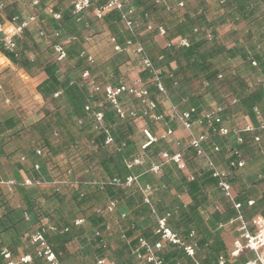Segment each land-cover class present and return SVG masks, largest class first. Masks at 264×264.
I'll return each mask as SVG.
<instances>
[{
    "label": "trees",
    "instance_id": "obj_1",
    "mask_svg": "<svg viewBox=\"0 0 264 264\" xmlns=\"http://www.w3.org/2000/svg\"><path fill=\"white\" fill-rule=\"evenodd\" d=\"M191 1L187 2L186 5ZM131 2L134 4L133 7L135 9L133 19L135 32L141 28L144 29L147 25L161 24L164 26L166 33L186 36L191 42L188 48L171 47L161 49V65L160 63L157 64L153 58V65L161 69L162 82L167 93L172 94L174 88L179 87L181 83H186L189 79L185 75L192 73L195 79L203 82L202 96H210L217 105L224 108V111L225 109L238 108L240 114L248 116L250 120H255L252 109L254 107L262 109L261 104L264 101V86L260 81L264 75V62H259V56L257 55L262 53V58H264V13L254 16L247 23L250 26L248 32L251 30L255 38L254 43L259 45L258 50L254 47L256 55L250 56L241 47L227 49L218 41L216 34L210 39L201 37L204 34V29H202L199 21L204 18L202 13L209 8H204L199 14L196 13L192 16L189 11L182 12L181 9H178V0L170 3L167 0L164 3H157L156 0H131ZM256 2L257 4L261 3V6L264 5V0H224L223 3L224 7L235 5L239 10H245L252 8L251 6L255 5ZM15 3L3 4L0 1V13H4L6 19H10L16 15V11L14 10ZM43 7L44 3L42 0H39V4L33 10L38 21L42 22L44 20L49 23V28L52 31L59 32V38L55 39L51 44H46L42 49L34 38L38 29L34 28L36 32H33L35 31L34 29L32 31L25 29L22 32L23 34L20 35L21 38L16 39V53H9L1 46L0 52L13 65L24 70L30 76L35 72H44L46 74L47 79L37 87L38 93L44 99H49L53 102V94L58 90L62 94L64 92L75 91L76 99L71 103V108L74 109L73 113L78 116L76 120L69 121L70 125L76 128L78 132L90 129L91 132L88 137L96 144L95 150L96 155L99 157L100 165L91 169L86 163L89 154L85 152L81 153L82 156L77 160V163L67 160L61 161V159L54 160L50 141L57 136L59 128L49 118L50 112L46 111V117L31 127L35 128L41 137L40 148L45 151L44 157L42 156L43 162L49 165L53 180L80 183L92 178V173L96 172L98 175L105 174L109 180L118 178L123 181L130 174L132 168L127 169L124 163H122V159L123 161L130 160L132 157L140 155L144 163L149 164V166L138 175L139 185L141 187L145 185L154 187L156 195L161 194L162 197L163 192L161 191L163 189H165L163 190L165 192L170 190L175 192V196L168 205L159 200L161 204L155 206V213H153L151 208L144 204L143 197L135 186L126 187L123 184L111 185L105 180L102 181V183H105L102 188L98 184H95L88 191H83L79 185L74 189L62 185L47 190V199H56L57 203L59 202L60 205L66 206L69 209V214L71 215L69 221H64L66 225L61 227L54 224L51 213H37L41 220L47 218L57 228L56 232L48 233L46 239L51 243L54 251L60 255L59 264H96L97 260L100 259H107L109 261L108 264H135L133 261L135 254L133 252L138 246L139 238L146 239L150 244H153L158 239L160 240V236L154 234L157 217H166L167 227L182 242L186 240L194 242L195 259L200 264H207L211 260L216 259L221 253H224V246L217 238L216 229L219 223H224L232 217L233 212L227 204L223 212L207 211L208 190H215V182L210 177V173L199 165L195 150L189 147L181 149L186 171L179 170L174 162H166L162 165L157 178L158 181H156L153 175L148 172V169L156 161L159 152L164 150L170 151L167 144H165L164 140H158L142 150L141 142L144 136L141 133L143 128H139L138 138L134 137L136 125L140 119L119 120L104 96L102 94H95L90 96L95 106H89L94 112L103 113L105 127L113 139L111 146H105L104 133L92 131V118L87 116L84 110L88 101L85 91L83 89L81 91L75 85V83L81 80L86 81L87 79L82 78V73L87 71L89 75L93 74L96 66L94 63H89L86 56H79L80 50L77 47V43L83 41V39L81 40L80 34L78 36V33H76L75 38H70L69 42L62 45L63 48L67 45H71V48H74L68 53L69 59L76 57L75 63L71 70L62 73L61 76L58 75L57 62L51 58L53 56L51 45L62 40L63 34L59 31L60 27H58L56 21L45 13ZM114 13L116 12H111L110 14ZM115 15L116 20L121 22L118 14L116 13ZM247 18H249V15L245 17L244 21H248ZM62 19V24L73 20L70 13L66 14ZM98 21L94 17V20L89 23L93 24ZM209 25L213 26V23L209 22L206 24V26ZM193 29H197V33H194ZM187 33L190 35H187ZM75 47H77L76 51ZM29 53L34 56L31 58ZM236 54L238 55V60L235 63L239 62V64L230 70L228 60L234 59ZM251 60L256 61L258 67H253ZM172 61L176 63V69H171L168 73L164 72V65L167 66ZM144 78H147L146 74ZM149 84L152 85L153 83L149 82ZM92 94L94 93L92 92ZM200 94L188 95L183 104H188L189 108H194L198 112V108H196L197 102L195 101L201 97ZM160 96L163 95L156 90L153 84L152 88H150L149 97L158 104ZM232 99L235 100V103H232ZM78 120L82 123L78 124ZM147 125L148 123L145 124V127ZM262 132V130H258L257 133L264 140ZM213 144H218L216 134H210L206 142L203 143L205 152L210 156L214 154L213 150L211 154L209 153L210 146ZM254 145L250 136L244 137L242 147L247 148L246 151L249 148L250 152L253 151L251 147L254 148ZM69 149V147L64 148L67 152ZM139 151L141 152L138 153ZM220 152L218 156L220 155L224 159L223 150ZM107 158L110 165L105 164ZM235 171L236 169H231L233 176L237 175ZM189 176H191L192 180L188 179ZM79 178L82 181L79 182ZM177 195H186L188 201L183 202L179 200ZM106 197L115 200L117 206L124 205L129 211L128 216L125 218L120 219V217H117L116 219L114 233L110 238L113 241L112 243H116L115 248H111L109 238L104 241V239L102 240V236H96V232L103 231L113 217L111 214L103 211L105 206L94 207L96 200H102ZM238 200L245 202L247 198L243 196ZM257 202L261 203L260 200H257ZM27 204L31 210L35 206L31 204V201H28ZM77 218L83 219L85 225L76 226L74 222ZM191 231L194 232L193 238L189 236ZM135 232L139 234L133 238V233ZM68 243L70 245L72 243L77 244L78 249L75 253L69 252L66 249ZM164 244L156 252L162 264H194L180 245L169 242H165Z\"/></svg>",
    "mask_w": 264,
    "mask_h": 264
},
{
    "label": "crops",
    "instance_id": "obj_2",
    "mask_svg": "<svg viewBox=\"0 0 264 264\" xmlns=\"http://www.w3.org/2000/svg\"><path fill=\"white\" fill-rule=\"evenodd\" d=\"M28 1V3L24 2L21 4H16L14 9L16 11V15L14 16H20L22 15V13L25 14V10H27L28 7H31L32 10L30 9V11L26 13H34L33 10H35V7H33L31 4L33 0ZM94 1V5L97 6L104 3L106 0ZM167 1L168 3H170L174 0ZM208 1L209 0H199L201 9L197 12L198 14L202 11V9L209 8V4H207ZM42 2L44 3L43 9L45 10V13L52 17V15L48 12V10H51L52 13L58 14L60 16L58 20H55L52 17L56 21L58 27H60L59 31L63 34L62 40L57 41L56 44L63 45L64 43L69 42L70 38H75L76 33H78V36L80 34L81 40L83 39V41H80L78 43L75 41L78 44L77 47H79L80 50L79 56L81 53H85L86 57L90 56L92 58V62H89L88 60L87 61L91 64L94 63L96 66V70L93 74L89 75V78L86 81L81 80L80 82L82 83H75L77 88L81 89V91H85V95L88 98V103L86 102L87 105L93 107L95 106V103L91 101L90 98V96L95 95L92 94V87L94 84H97L100 87H104L106 85H117L118 83H123L129 86L138 80H142L141 84L144 85L150 96V88H152L153 84H149V82L146 80L147 78H144L145 73L140 72V69L139 72H136V68H140L141 64L140 60L134 55L132 49H129L127 52H115L110 43L111 37H115L117 42L121 45H123L125 41L130 38V35L126 30L124 24L116 20V13H109L98 22L90 24L89 22H92L94 20V7H92L90 10L84 13L80 22L77 23L73 19L66 22V24H62V18H64L66 14L70 13V6L72 0H42ZM260 4L261 3L257 4L256 2L255 5L253 4V6H251L252 8H248L245 10H239L235 7V5H230L229 7H227L228 13L222 12L221 15L218 14L217 16L215 14L211 16L210 10L207 9L202 13V15H204V18L199 21L200 25L202 26V29H204V34L201 37L205 38V33H211L212 36L216 34V36L220 38L219 39L217 37L218 41L221 43L222 39L228 38V36L225 35V32H222L218 27L216 28L215 25L221 23L223 24L225 22L224 19H226V17H230L231 20L237 18L245 20V17H247L248 15L249 18H247L248 21L246 22L249 23V21L253 19L254 16L264 13V5L261 6L262 4ZM207 16L210 17V22L213 23V26H206V24L209 23L208 21H206L208 20ZM1 20L7 19L5 17L1 18ZM34 28L38 29V31L43 30L44 32H46V34L50 36V44L55 41V39H57L54 38L52 34L54 31L49 28V23L44 20L42 22H39L37 18L36 23L30 25L26 30L32 31V29ZM36 29H34L35 31L33 32H36ZM249 29L250 26L247 25L245 35L243 34V36L240 37L237 32H235L234 34L237 37H235L233 42L229 43L227 41L226 43H223V41L222 44L227 49L233 47H241L247 54L250 53L249 50H253V54L256 55V51L254 49L256 45V43H254L255 38L251 30L250 32H248ZM38 31L34 35V38L39 43V47L43 49L44 46H46V44L48 43L43 40V38L38 36ZM136 33L137 40L145 49L152 63L154 58L155 62H157V64L160 63V65L162 64L160 62L162 59V54L160 53V50L166 48V44L168 42L174 41L175 38L179 37L177 36V34L172 35L166 33L165 36H154L153 39V34L146 32L143 28L139 29ZM101 44L107 45V48L103 50L102 59L97 56V47ZM77 47H75V51ZM63 49L66 53V59L64 61L57 62L54 53L51 57L53 61L57 62V72L60 76L62 75V73L72 69V66L75 63L76 59V57L69 59L68 52H71L74 49L71 48V45H67ZM106 55L108 56V58H103V56L106 57ZM257 55L259 56L258 61L264 62V58H262L263 54L259 53ZM29 56L32 58L34 55L29 53ZM237 56L238 55L236 54L234 56V59L232 58L231 60H228V64L229 62L235 63L238 60ZM238 64H236V66ZM171 69H176V63L174 61L170 62L167 66L164 65L163 67V70L166 73H168ZM111 71L114 74L109 75L108 73ZM120 73H122V75H120ZM185 76L187 77V79H189L186 83H181L179 87L174 88V90H172V94L167 93L168 95L166 96H160L158 98V104L155 102L157 104V112L162 114L165 118H169L172 114L171 105L176 107L179 112L189 109L188 104L184 105L186 103L183 104V102L186 101L188 95L191 94L195 95L201 93V97L195 101L197 102L196 108H198L199 113H206L207 111L211 110L212 107H214V105L216 104V102L210 96H202L203 91L196 92L197 90H203V82L201 80L195 79L192 73H187ZM46 79L47 76L44 72H35L32 76L28 75L24 70L13 65L0 52V177L5 180H13L16 183L11 191H8V189L3 186L0 187V264H7V260H5L2 256V252L4 251L9 252L12 261H17V259L21 255L29 254L32 257V262L30 264H46L44 260L36 256L34 252V247L31 246L29 243V236L33 234L36 230H38L41 226H43L45 224V220L47 219L45 218L41 220L38 217L39 214L37 213H51L54 224L61 227L66 225V223H64L65 220H70L71 215L69 214V209L66 206L60 205L59 202L57 203L56 199H47L46 197V191L53 189V185L51 183L53 181V177L49 165H46L43 162V155L45 151L38 148V145L41 144V137L37 130L31 127L39 123L46 117V111L50 112L49 118L54 124L58 125L59 128V131H57V136L54 139H51L50 141L53 151L52 154L54 155L53 159H61V161L67 160L73 163H77V160L80 159V157L82 156L81 153L85 151V153L89 154V158H87L86 161L88 166L91 169L96 166H100L98 160L99 157L96 155L95 150L96 144L91 141V138H89L88 136H84L82 132H78L76 128L70 125L69 121L76 120L78 116L73 113L74 109L71 108V103L74 102L76 99L75 91L69 93L64 92L62 94L61 91L58 90L60 92V95L58 97H53L54 101L51 102L49 99H44L38 93V85ZM144 82L147 83L145 84ZM176 91L179 94L177 96H174V93ZM163 97H169V103L167 102L168 105L166 104L167 106L160 105L161 99H164ZM233 100L234 99H232V101ZM119 101L125 109L137 110L139 112L143 109V106L140 105V103L132 97L121 96L119 97ZM261 105L262 109H260L259 107L258 108L260 109V112L264 117V101ZM221 117L229 127L232 120H238L240 118L245 121V124H251L252 122L255 128L259 124V119L254 116L255 120L249 121V117L240 114L238 108H231L230 110L225 109V111L223 110ZM147 123L149 125L153 124L149 121V119L141 118L137 122L134 135L138 134L139 128L150 129L148 125L145 127V124ZM156 125H158V127L160 128L158 132H154V129L150 130L153 132V134L158 136L165 126L163 124ZM168 126L173 129L172 140L177 141L180 146L178 148L175 147L171 139L164 140L165 144H167L168 148L170 149V151L164 150L165 152L173 154L177 150L181 152V149L183 148H191L189 146L190 132L184 130L180 122L173 121L170 122ZM258 130H262V135H264V129L256 128L255 132L257 133ZM201 131H203L202 126L194 125L192 129V134H198ZM248 136L250 135L242 134L243 139L244 137L246 138ZM217 137L218 144H216L215 146H218L219 151L215 152L213 150V145H211L209 153L211 154V151L213 150L214 154L212 156H210L209 154L208 155L213 160L218 170L224 172L222 169L223 167H226L229 170L228 173H226V179L231 186V193L233 199L243 205V214L247 210L253 209L254 207L252 206L255 205V202H257V200H260L264 206V155L260 153L258 146L255 144L254 148L251 147L253 151L250 152V148L246 151L247 148L242 147V144H237L233 136L217 135ZM66 147L70 148L68 152L64 150V148ZM36 150H41V155L36 156ZM221 150H223L222 154L224 153V159L222 158V156H218V154L221 153ZM235 151L238 153L237 158L234 156ZM161 152L158 153L156 161L153 164L159 162V155ZM182 157L184 168H177L179 170L186 171L183 154ZM197 157L199 165L202 167V169L207 170L210 173V177L215 182V190H208V202L206 206L207 211L223 212L227 204V206H229L233 212V216L230 217L226 222L219 223L216 229L217 238L221 241L222 245L224 246V253H221L219 256L225 257V264H243L248 260H253L255 258V254L246 250L242 251L238 257L232 258L229 256V253L232 250V242L238 234L236 230L237 222L234 221L236 213L231 206V202L218 189L217 181L211 176V171L206 166L204 158L198 155ZM234 158L242 159L244 161V166L240 169L238 173L239 175L236 176H233L231 174V170L228 168L229 160ZM124 162L125 161H123L122 159V163ZM105 164H109L108 158L105 160ZM35 165H38L39 167L37 170L34 169ZM148 166L149 164L144 163L142 166L134 167L128 175L138 176L142 173L141 171L147 169ZM237 170L238 169H236V171ZM160 171L158 172V174H153V177L156 179V181H158L157 178ZM94 173H92V178L86 180L85 182H80L82 181V179L79 178L80 183H78V185L81 186L83 191L84 189L88 191L89 188L95 186L92 183H102V181L109 179L108 177H106L105 174H97L98 177L95 178ZM26 178L39 179L42 184L39 186L24 187L22 185V182ZM190 178L191 176H189L188 179ZM163 190L161 191L163 192V197L161 196V194L158 196L156 195V190L154 187L153 191L149 194L153 209L156 205L161 204L159 200H162L165 204L168 205L175 196V192L173 190L166 192ZM243 196L246 197L247 200L245 202L239 201L238 199ZM177 198L183 202L188 201V197L186 195H177ZM110 200L112 199H110L109 197L103 198L102 205L106 206V204ZM250 200H253L254 204L248 207L246 205V202ZM28 201H31V204L35 205L32 210L27 204ZM122 213L128 216L129 211L124 205H118L114 210V213L111 215H117V217L119 218L120 214ZM256 216H258V214L251 216L249 219L245 217L246 222L248 223L249 228L251 230L253 229L252 220ZM81 225H85L84 220L83 223L80 224V226ZM107 225L109 226V229H104L103 231L101 230L100 236H102V240L104 239V241L109 238V241L111 242V248H115L116 243H112L113 241L110 240L114 233L115 224L110 226V223L108 222ZM191 233H193L194 235V232L191 231L190 234ZM138 234L139 233L136 232L133 233V238L137 237ZM154 234L156 235L155 230ZM193 235L190 237L193 238ZM158 241L159 239L153 242V244ZM184 242L187 244H194V242L192 241L186 240ZM164 243L165 242H163V245H165ZM69 246L70 245L68 243L66 245L67 250H69ZM217 258L211 260L207 264H217ZM58 259L60 260L59 254ZM190 260L193 262L194 260L198 262V260L195 259V256L194 260ZM103 261L106 264H108L109 262L107 259H103ZM133 261L135 262V264H144L143 262L139 261L136 257L133 258Z\"/></svg>",
    "mask_w": 264,
    "mask_h": 264
},
{
    "label": "built area",
    "instance_id": "obj_3",
    "mask_svg": "<svg viewBox=\"0 0 264 264\" xmlns=\"http://www.w3.org/2000/svg\"><path fill=\"white\" fill-rule=\"evenodd\" d=\"M191 0H178V9H183L187 2ZM157 3H164L165 0H156ZM94 0H72L70 6V14L75 22H80L84 13L93 8L94 17L97 20L103 19L108 13L116 12L124 24L126 30L128 31L130 38L125 41L123 45L119 44L115 37L110 38V43L115 52H127L132 49L134 55L140 60L141 68L146 74L149 82L153 83L156 90L163 96L167 95V91L162 82V73L159 68H156L149 56L147 55L145 49L137 40V33L135 32L134 16L135 9L132 5L131 0H106L104 3L95 6ZM32 6L38 5V0L32 1ZM48 12L52 15L55 20H58L60 16L58 14L52 13L51 10ZM37 21V16L35 13H22V15L12 16L7 20H0V45L1 47L9 52L16 53L17 43L16 39L20 37L22 32L27 29L30 25L35 24ZM144 30L148 33H155L157 36H165L166 30L161 24L158 25H147ZM194 33H197V29H193ZM38 36L43 38L48 44H50V36L46 34L43 30L38 31ZM54 38H59L58 32H53ZM204 37L210 39L212 37L211 33H205ZM191 42L186 36H179L175 38L174 41H170L166 44V48H188ZM52 50L57 62H62L66 59V53L61 44H53ZM255 48L258 50L259 45L256 44ZM81 57L85 56V53L80 54ZM89 62H92L90 56L86 57ZM162 58V57H161ZM251 65L253 67H258V63L251 60ZM220 77V75H219ZM83 79L89 78V73L87 71L82 73ZM262 85L264 86V75L260 79ZM142 80H138L131 85H125L123 83H118L117 85H106L100 87L94 84L92 87V92L94 94H102L105 100L109 103L112 110L114 111L116 117L119 120L126 119H141L147 118L153 124H163L165 127L162 129L161 133L157 136L149 128H144L142 130L145 136V142L141 146L145 149L151 143H154L158 139L173 141L175 147H179V143L172 140L173 129L168 126L170 122L176 121L180 122L182 128L190 132L189 146L195 150L196 154L204 158L206 166L211 171V176L216 179L217 187L221 193L231 202V206L236 213L234 221L237 222V236L232 242V250L229 256L232 258L238 257L242 251H250L255 254L253 260H248L243 264H264V215H258L252 220L251 230L248 223L246 222L245 216L242 212L243 205L233 199L231 193V186L226 179V174L216 167L213 160L205 152L203 143L209 137V134H216L218 136H233L237 144H242L244 139L242 134H249L253 143L256 144L260 150V153L264 155V140L261 136L256 133V128L264 129V117L257 107L252 109L253 115L259 119V124L255 128L252 124H244L241 127L230 128L227 123L222 119L221 114L224 108L220 105L215 104L211 110L206 113H199L194 108H189L185 111L179 112L176 107L171 105V115L169 118H165L162 114L157 112V104L155 101L149 98V93L144 87ZM1 90V85H0ZM60 92L57 91L53 94V97H58ZM129 96L137 100L140 105L143 106L142 111L125 109L119 101V97ZM235 103V100L232 101ZM87 116L92 118V130L97 133H104V145L111 146L113 144V139L110 136L108 130L104 124V115L101 112H94L92 108L87 105L84 108ZM78 124L82 122L78 120ZM194 125L202 126L203 131L198 134H192V129ZM213 150L215 152L219 151L218 146L213 144ZM36 155H41V150L35 151ZM234 156L237 158L238 153L235 151ZM231 159L228 162V168L231 169H241L244 166V161L242 159ZM166 162H174L179 169L184 168L183 157L180 151H176L173 154L168 152H161L159 155V162L151 164L148 172L153 174H158L162 165ZM144 164L143 158L140 155L132 157L130 160H125L124 165L127 169H131L137 166H142ZM38 165L34 166V169H38ZM192 179V178H190ZM108 184L120 185L123 184L126 187L135 186L143 197L144 204L148 205L152 212L155 213L153 206L151 205L149 194L153 191V187L150 185H145L141 187L138 182V176L128 175L121 181L118 178L107 180ZM53 187L57 186H67L70 189L77 188V182L71 181H56L52 182ZM13 180H5L0 177V187L3 186L11 191L15 186ZM42 182L39 179L26 178L22 182L24 187L39 186ZM97 184V183H92ZM105 183H98L100 188L103 187ZM254 204L253 200L247 201L246 205L248 207ZM117 202L115 200H110L105 208L104 212L107 214H113L116 209ZM120 219L126 217V214H120ZM83 223V219L75 220L74 224L76 226ZM109 226L106 225L105 230H108ZM57 228L51 225L48 220H45V224L36 230L33 234L29 236V243L34 247V252L37 257L41 258L46 262V264H59L58 254L54 251L51 243L46 239V235L50 232H56ZM155 233L160 236V240L154 244H150L146 239L139 238L137 243V248L134 250L135 257L147 264H162L161 259L157 255V251L163 246V242H169L171 244L180 245L185 254L194 260L195 256V244H187L182 242L175 233H173L166 225V217H157ZM193 233L190 234L192 236ZM96 236H100V232H96ZM2 256L7 260V264H30L32 262V257L29 254L21 255L17 261H12L9 252H2ZM96 264H106L103 260H98ZM194 264H200L194 260ZM217 264H225V257L218 256Z\"/></svg>",
    "mask_w": 264,
    "mask_h": 264
},
{
    "label": "rangeland",
    "instance_id": "obj_4",
    "mask_svg": "<svg viewBox=\"0 0 264 264\" xmlns=\"http://www.w3.org/2000/svg\"><path fill=\"white\" fill-rule=\"evenodd\" d=\"M1 2H3V4H9V3H12V2H16L15 4H21V3H28L29 1L28 0H0ZM224 0H209L208 1V3L207 4H209V10H210V14H211V16L213 15V14H215L216 16L218 15V14H220L221 15V13L222 12H225V13H228V10H227V7H224ZM30 9H31V7L29 8H27V10H25L26 12H28V11H30ZM201 9V7H200V2H199V0H192L188 5H186L183 9H181V11L182 12H185V11H189V13L193 16L194 14H196L199 10ZM32 10V9H31ZM25 12V13H26ZM0 15H1V18H5V14L4 13H0ZM207 18H208V20H206V21H208V22H210V17H208L207 16ZM225 20V22L222 24H218V25H215L216 26V28L218 27L222 32H225L224 34L225 35H227L228 36V38H224V37H222V38H224V39H222V41H221V43L223 42V43H226L227 41L230 43V42H233L234 41V39H235V37H237V36H235V32H237V34L241 37V36H243V34L245 35V30L247 29V22L246 21H244V20H242V19H240V18H237V19H233V20H231L230 19V17H226V19H224ZM220 23V22H219ZM172 31V30H171ZM187 35H189V33H187ZM224 35V36H225ZM154 36H157L155 33H153V39H154ZM218 37V36H217ZM219 38V37H218ZM220 39V38H219ZM225 39H226V41H225ZM246 42H248V41H246ZM232 44V43H231ZM1 46V45H0ZM107 48V45H105V44H101V45H99L98 47H97V50H98V55L97 56H99V58H101L102 59V54H103V50H105ZM256 51V50H255ZM249 55L250 56H252L253 55V50H249ZM103 58H108V56L106 55V57L105 56H103ZM236 64H238V63H233V62H229V67H230V70H232V69H234L235 68V66H236ZM139 69H140V72H142L143 73V71H142V68L140 67V68H136V72H139ZM138 70V71H137ZM109 75H111V74H113V72L111 71V72H109L108 73ZM120 75H122V73H120ZM142 77V76H141ZM148 81V80H147ZM149 82V81H148ZM249 82V81H248ZM145 83V82H144ZM147 83V82H146ZM145 83V84H146ZM195 87V86H194ZM196 88V87H195ZM195 90H197V89H195ZM201 91H203V90H197L196 92H201ZM179 93L176 91L175 93H174V96H177ZM168 95V94H167ZM164 99H161V101H160V105H163V106H167L168 104H167V102L169 103V97H163ZM167 104V105H166ZM235 114V113H234ZM237 114V113H236ZM237 118V117H236ZM249 121H251L250 119H249ZM245 124V121L243 120V119H238V120H232V122L230 123V127H241L242 125H244ZM251 124H252V122H251ZM253 125V124H252ZM148 126L150 127V129H154V132H158L159 130H160V128L158 127V125H156V124H151V125H149L148 124ZM93 131V130H92ZM91 131H90V129H85V130H83L82 131V134H84V136H88L89 135V133H90ZM94 132V131H93ZM141 134H143V132L141 133ZM138 135L139 134H136V135H134V137L136 136L137 138H138ZM143 136H144V134H143ZM145 142V136H144V139L142 140V142H141V146L143 145V143ZM83 145H84V143H83ZM38 148L39 149H41L40 148V145H38ZM139 150V149H138ZM143 150V149H142ZM83 152H85V151H83ZM137 152V151H136ZM141 151H139L138 153H140ZM223 169V171H224V173L226 174V173H228V169L226 168V167H223L222 168ZM239 171H240V169H238L237 171H235V174H237L238 175V173H239ZM94 175H95V178H97L98 176H97V173L95 172L94 173ZM235 176V175H234ZM97 183H99V182H97ZM86 189H84V191H85ZM103 204V199L102 200H96L95 202H94V207H96V206H103L102 205ZM252 207H254L253 209H249V210H247L245 213H244V215H245V217L246 218H250L251 216H253V215H255V214H260V215H264L263 213H264V206H263V203H258V202H255V205H253ZM79 218V217H78ZM111 218V217H110ZM114 218V219H113ZM116 219H117V215H115V216H113L111 219H110V221H109V223H110V226H112V225H114L115 223H116ZM70 245V244H69ZM77 249H78V246H77V244H74V243H72V245H70L69 246V251L70 252H72V253H75L76 251H77Z\"/></svg>",
    "mask_w": 264,
    "mask_h": 264
}]
</instances>
